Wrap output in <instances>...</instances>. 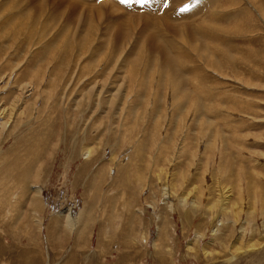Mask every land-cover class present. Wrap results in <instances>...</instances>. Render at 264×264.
Instances as JSON below:
<instances>
[{
  "label": "rangeland",
  "instance_id": "374dc122",
  "mask_svg": "<svg viewBox=\"0 0 264 264\" xmlns=\"http://www.w3.org/2000/svg\"><path fill=\"white\" fill-rule=\"evenodd\" d=\"M12 1L0 0V264H264V23L255 11L222 47L245 60L235 75L197 60L201 72L192 70L185 50H173L192 93L179 102L167 81L157 90L155 72L146 92L143 72L117 74L114 32L89 61V50L69 45L64 20L50 28L46 13L25 24ZM164 1L163 12L139 17L174 18L202 3ZM235 1H220L211 20L227 25L218 15ZM199 37L220 54L218 38Z\"/></svg>",
  "mask_w": 264,
  "mask_h": 264
},
{
  "label": "bare ground",
  "instance_id": "6f19581e",
  "mask_svg": "<svg viewBox=\"0 0 264 264\" xmlns=\"http://www.w3.org/2000/svg\"><path fill=\"white\" fill-rule=\"evenodd\" d=\"M110 1L119 2V8L115 4L105 3L103 0H98V4L94 6L78 0H23V3L13 0L12 3L14 6L11 4V7L17 9L18 18L22 19L24 17L21 22L25 24H28L30 21H39L40 16L46 13L48 14V19L53 20L52 25L48 26L50 28L55 26L56 22L58 23L64 20V30L68 33L67 39L70 40L69 45L73 42L76 49L82 47V50H89V61H95V57L105 49L110 34L112 35L114 32V35H112L113 38L109 43L111 51L108 54L113 59L117 58L110 65H116L118 63L117 74L125 72V69L129 66L130 71L124 78L133 81L137 79L139 72H143L141 79L138 81V87L140 91L146 92L150 88L146 79L154 76L155 72L159 77L157 90L160 92L163 89L164 82L167 81L173 98H178L179 102L186 101L192 93L186 88L188 84V80L186 79L187 75L180 73L177 69L176 57L173 54V50H185L190 58L189 64L193 65H190L192 70L201 72L200 68H194L195 60H197L198 64L213 70L218 76H225L226 69L228 68L235 75L238 73L236 71L237 69L235 70V68H238V65L243 68L246 66L245 60L238 63L240 58L238 57L239 59L237 61V58L232 54L233 51H225L222 47L227 43L229 45L232 44L235 37H241L242 34L244 35L248 31L247 27L243 28L242 23L251 25L249 24L250 20H247L249 19V12L251 10L255 11L259 19L264 23V0H245L246 3L243 5H247V7L242 9L241 6L239 7V0L235 1L231 8L233 11L231 15L225 12H221L220 17L218 15L219 19L223 17L221 22L227 23V25L211 20L214 18L217 19V16L211 17L210 14H214V12L219 14V11H216V5L219 6L221 4L220 1L230 2L231 0H201L202 3L189 6V10L188 7L184 8V11L177 13L174 18L165 16L159 19H154L151 15L152 13L143 14L139 17L138 12L144 13L147 9L152 11L153 8H156L158 11L163 0H147L146 3H141V0H127L125 3H121V0ZM164 2L169 3L171 1L165 0ZM22 4L31 6L26 15L22 12ZM142 5L144 6L141 7ZM133 6L135 7L133 9L134 11H126L127 8ZM2 9L0 7V11ZM164 10L165 7H162L160 12ZM12 11H14L13 8ZM129 15H131L130 18H128ZM205 15H210L208 16L210 19L204 18ZM192 17L195 19L193 22L191 21ZM235 18L237 20L233 22ZM250 19H252V15ZM235 26L239 27V29L236 28L238 29L237 31L233 29ZM155 27H160L161 29L157 35L155 34ZM22 28L24 29L26 27ZM74 28L76 29L74 30ZM101 31L106 32V34L105 32L103 33L104 40L102 39V42L100 41V43L93 45V39L99 37ZM204 33L218 38L215 49L220 54L217 57L214 55V58H212L208 53V48L204 47L203 40L199 37L200 34ZM29 34L31 35L30 39H32L34 34L32 32H29ZM120 46H122V51L118 54ZM155 59L157 60V65L156 69L153 70L152 67ZM121 68L124 69L120 72L118 69ZM28 89L26 90L29 91Z\"/></svg>",
  "mask_w": 264,
  "mask_h": 264
},
{
  "label": "snow or ice",
  "instance_id": "6c2138e0",
  "mask_svg": "<svg viewBox=\"0 0 264 264\" xmlns=\"http://www.w3.org/2000/svg\"><path fill=\"white\" fill-rule=\"evenodd\" d=\"M125 2H127V0H121V3H125ZM147 2V0H141V3H146Z\"/></svg>",
  "mask_w": 264,
  "mask_h": 264
}]
</instances>
